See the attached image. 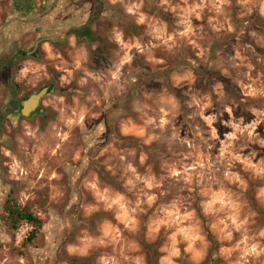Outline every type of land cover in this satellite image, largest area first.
<instances>
[{
    "label": "rangeland",
    "instance_id": "1",
    "mask_svg": "<svg viewBox=\"0 0 264 264\" xmlns=\"http://www.w3.org/2000/svg\"><path fill=\"white\" fill-rule=\"evenodd\" d=\"M0 264H264V0H0Z\"/></svg>",
    "mask_w": 264,
    "mask_h": 264
},
{
    "label": "flooded vegetation",
    "instance_id": "2",
    "mask_svg": "<svg viewBox=\"0 0 264 264\" xmlns=\"http://www.w3.org/2000/svg\"><path fill=\"white\" fill-rule=\"evenodd\" d=\"M35 0H12V6L15 10L17 11H24L25 15H28V13L31 11V8L34 4ZM85 30V29H84ZM87 31H85L86 33ZM41 40L36 41L34 48L38 46V42ZM45 93V88L38 89V91H35L31 94H29L25 99L23 100H18L17 106L15 105V100L9 99L8 101V108L10 109L9 114L11 115V119L18 121L21 117H24L21 113L22 107H21V102L29 99L32 96L38 97V100L41 98V96ZM39 113V106H38V101L35 109H32L28 113V117H31L35 114Z\"/></svg>",
    "mask_w": 264,
    "mask_h": 264
},
{
    "label": "trees",
    "instance_id": "3",
    "mask_svg": "<svg viewBox=\"0 0 264 264\" xmlns=\"http://www.w3.org/2000/svg\"><path fill=\"white\" fill-rule=\"evenodd\" d=\"M5 212L7 217L11 221L13 228H17L18 223L22 222L28 225L31 229L26 242H31L36 237L38 231L41 228V221L35 217L31 212L24 208H19L16 206L7 205L5 207Z\"/></svg>",
    "mask_w": 264,
    "mask_h": 264
},
{
    "label": "water",
    "instance_id": "4",
    "mask_svg": "<svg viewBox=\"0 0 264 264\" xmlns=\"http://www.w3.org/2000/svg\"><path fill=\"white\" fill-rule=\"evenodd\" d=\"M37 101H38V97L32 96L29 99L21 102V107H22L21 113L24 117L28 116L29 111L35 109L37 105Z\"/></svg>",
    "mask_w": 264,
    "mask_h": 264
}]
</instances>
